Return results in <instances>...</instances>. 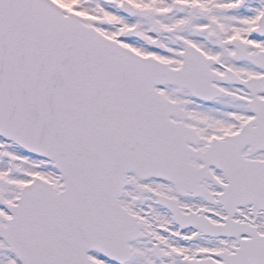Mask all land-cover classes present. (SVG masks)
Returning <instances> with one entry per match:
<instances>
[{"label":"snow or ice","instance_id":"obj_1","mask_svg":"<svg viewBox=\"0 0 264 264\" xmlns=\"http://www.w3.org/2000/svg\"><path fill=\"white\" fill-rule=\"evenodd\" d=\"M0 264H264V0H0Z\"/></svg>","mask_w":264,"mask_h":264}]
</instances>
